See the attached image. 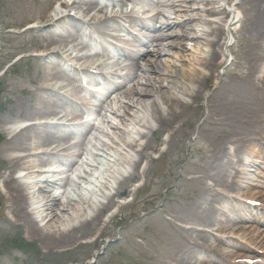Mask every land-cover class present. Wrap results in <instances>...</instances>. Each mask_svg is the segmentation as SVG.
Instances as JSON below:
<instances>
[{"label":"rangeland","instance_id":"1","mask_svg":"<svg viewBox=\"0 0 264 264\" xmlns=\"http://www.w3.org/2000/svg\"><path fill=\"white\" fill-rule=\"evenodd\" d=\"M32 1L26 2L32 5ZM114 1L120 3L125 0ZM150 1L152 11L163 14V17L155 19L158 25L165 22V16L177 23L191 17V24L196 30L181 40L175 39L176 34L183 35L180 25L167 29L169 36L162 41V54H145L138 59L125 56L130 67L124 73L130 68L132 72L141 68L137 78L124 81L122 78L110 77V80L124 84L120 89L112 88L107 81L109 91L100 86L98 92L93 94L88 92L84 84L85 88L80 89L79 97L75 98L76 103L64 107L68 110L69 119L79 116L72 123L81 122L90 127L84 142L71 151L79 155H71V159L76 162L80 157L82 162L88 161L94 158L99 149L104 148L111 155H116L115 159L125 157L132 164L137 162L139 173L126 185L128 192L113 197L114 201L105 208L101 225L94 229L97 234L68 246H46L43 236L32 235L27 222L8 211L5 203L0 200V264H86L107 240L115 241L108 245L95 264H184L189 256H192L189 259L192 264H264V109L249 110L248 114H242L250 123L245 130L242 124L229 117L235 114H216V106L213 107L210 102L223 83L231 80L242 82L236 74L251 76L255 81L264 77V46L263 57L257 62L258 70L253 68L256 66L250 65L245 55L248 43L254 36L246 31L244 25L248 6H240L237 4L239 0H171L168 4L163 3L167 0ZM36 3L41 8H46V15L51 13L57 3H62V8L69 14L75 12L71 9V0H36ZM88 5L89 3H85L82 6ZM23 7L24 4L19 0H0V139L8 137L2 129L6 120L10 123L26 121L25 114L18 116L17 109H21L19 107L25 113L32 111L35 106L44 107V104L37 101L40 92L36 79H41L45 71L44 68H38L31 59L40 50L34 44L47 43L52 38L61 39L55 31L46 32L42 28L25 30L28 24H45L46 15L26 21L20 26H6L8 22H20L24 18ZM94 7L92 4V8ZM80 14L79 23H83L89 36L95 39L86 49L91 54V47L101 49L98 42L105 46L112 33L106 28L104 35H101L93 26L87 25L94 12L91 15ZM59 24H66V19H62ZM219 26L224 31L221 36H216L214 30ZM79 38L77 33L69 39L78 43L81 40ZM218 41L222 45L223 55L215 60L220 64L215 76H212L206 63L212 59L211 43ZM142 42H145L144 38L129 44L128 48L137 49ZM145 48L152 51L158 46L149 43ZM160 48L163 49V46ZM25 49L28 51H24ZM105 50L101 52L104 53ZM67 64L73 65L77 70L72 71V67L67 65L70 71L60 72L59 78L56 77L55 80H70L78 85L75 76L82 79L86 75L81 68L82 63L67 59ZM152 66L155 71L148 70ZM8 67L10 68L5 72ZM204 77H211L209 81L212 82L201 84ZM32 78L35 81H31ZM174 79L176 83L171 84L169 81ZM10 85L22 86L26 91L21 92L13 86V93L5 96ZM158 86L168 91L165 100L157 92ZM141 89L153 90L151 98L137 101V97L131 96L132 92ZM198 93L199 97L196 95ZM173 98L189 107L185 109V114H181L173 122L170 130H165L152 102L157 100L163 115L172 119L173 114H169V110L174 102ZM22 100L23 104L20 106ZM15 104V110L9 114V108ZM143 113L146 117L144 124L136 125L132 120L136 119V114ZM37 120H43V117L39 116L29 123ZM75 126L76 124L67 126L65 132L67 135L70 133L71 143L83 139L81 130ZM257 132H262L261 136L257 137ZM252 136L257 138L253 140ZM2 142L3 140L0 145ZM128 144H133V147H128ZM238 147L245 149V152L240 154ZM247 154H254L258 158L254 168L256 172H250L253 179L245 178L249 183L237 191H240L243 199L259 205L257 208L249 205L254 211L250 215L242 214L243 209L238 210L242 202L225 197L228 193H234L229 191L236 190L234 185L238 182L243 184L242 177H245L247 168L238 159L241 156L244 160ZM217 157H223L222 161L226 165L220 172V178L202 177L201 169L209 168ZM107 163L104 160L97 167L102 170L109 168ZM4 165L0 162V170H4ZM56 168L58 169L57 166ZM83 169L93 173V169L86 164L82 165ZM125 169L130 172L117 177L118 181L133 173V165ZM74 172L75 168L67 175L77 181ZM95 184L98 189L101 181H95ZM113 186L119 189L120 182L113 181ZM1 187L0 183V189ZM35 196L45 199L38 194ZM33 207L28 204V212L32 213ZM238 211L242 213L237 215ZM204 216L212 220L209 226L199 219ZM256 216L259 218H254ZM169 223L177 224L174 226H181V229H175ZM233 223H240L243 227H233ZM202 230L208 231L210 236L201 232ZM101 231L102 235L97 240L96 236ZM193 237L197 242L195 244L189 241ZM228 238L239 247L234 244L222 246L224 244L220 239ZM223 247L230 251L221 253Z\"/></svg>","mask_w":264,"mask_h":264},{"label":"bare ground","instance_id":"2","mask_svg":"<svg viewBox=\"0 0 264 264\" xmlns=\"http://www.w3.org/2000/svg\"><path fill=\"white\" fill-rule=\"evenodd\" d=\"M26 1L27 0H19L21 4H24V18H22L20 22H8L6 26H20L26 21L40 19L46 15V8H41L36 3V0L32 1V5ZM97 1L98 0H72L71 9L76 11V15L79 13H82L83 15H91L94 12L87 25L93 26L101 35H104L105 29L112 24L119 23L120 18L119 16L108 17L107 10L105 11L102 8H98V6L92 8V4ZM169 1L171 0L163 1V3L168 4ZM158 2L161 1L158 0ZM85 3H89V5L83 7L82 5ZM107 3L110 5H122L123 1L117 3L116 1L108 0ZM237 4L240 6H248L245 12L244 25L246 31L254 36L248 43V49L246 50L245 55L247 60H249L250 65L256 66L253 68L258 70L259 66H257V62L263 57L262 52L264 46V0H239ZM214 12H217V10ZM61 13V10L53 8L51 13L46 15L47 22L43 25H39L38 29H33L40 30V28H42V30H45L46 32L55 31L58 32L57 34L61 38L60 40L52 38L48 40L47 43H35L34 47L44 52L38 56L35 55L36 57L34 58L30 57L36 62L38 68H44L45 71V74L41 79H36V82L39 85L38 91L40 92L37 101L44 104V107L35 106L32 111L27 113L22 111V107H19L21 109H17L18 116L25 114L24 117L26 121L20 124L21 126H19L16 131L15 129L9 130V128L6 127V125L10 123L9 120H6L2 129L7 133L8 137L0 139V141L3 140L0 145V162L2 165L5 164L4 170H0V183L2 186L0 189V200L5 203V208L8 211L20 218V220L27 222L32 235H42L44 242H46V246L52 248L77 244V242L97 234L94 229L101 225V217L105 208L114 201L113 197L116 195H124L128 192L126 185L139 173V165L137 162L132 164L125 157L115 159L116 155H111L106 149L102 148L94 155V158H92L93 160H89L90 163L86 164L88 167H91V170L93 169V173H88L83 169L77 175V181H74L69 175H67L70 166H74L75 163V161L70 158L75 152L71 151L78 144L84 142L87 134L90 132V127L81 122L72 123V120L78 119L79 116H73V118L69 119V115L67 114L68 110L64 109V107L66 108V105L76 103L75 98L79 97L80 89L84 88V85L83 81L77 75L75 76V79L78 82V85L70 80H67V83L59 80L52 81L50 77L59 78L60 72L64 70L65 72L70 71L69 68H65L67 59L71 61L77 60L79 63L81 62V68H83L84 73L92 72L90 69V65L92 64V61L90 62L91 54H88L86 49L88 48V45L93 44V38L86 33L87 28L83 26V23L77 21L78 17L71 16L70 14L61 17ZM224 13L228 15L227 12ZM160 16L163 17V14L158 12L150 18L149 20H151V23L143 19L138 21L139 26H141L145 32V34L142 35L145 40V42H143L144 48L134 51L125 47L123 52L126 56L138 59L145 56V54H149L150 56L162 54V52H164V44L162 41L169 36L167 34V29L173 28L174 26L180 25L183 34H176L175 39L182 40L185 36H190L191 31L196 30V27L191 24L193 21L191 17L177 23L172 21L173 19L171 17L165 16V22L158 25L157 22H155V19H157L156 17L160 18ZM62 19H66V24H59ZM223 31L224 28L219 26L214 30V33L216 36H221ZM76 33H78L80 39H83L78 43H75V40L69 39L71 35ZM174 34L170 35L172 36ZM140 37L141 35L136 36V40H142ZM121 40L124 41L125 37L123 36ZM93 41H95V39ZM98 43L99 46H96L100 47L101 50L104 49L103 43ZM149 43L155 46L157 45L158 48L148 51L145 46L149 45ZM83 44L85 46H83ZM127 44L128 42H125V45ZM160 46H163V49H161ZM24 51L28 50L25 49ZM221 55H223V51L220 41L212 42V59L206 63V68L210 70L212 76H215V72L220 64L215 60ZM83 60L84 62H82ZM150 62L152 61L150 60ZM58 67H60L61 70ZM104 67H106V65H104ZM153 68L154 66L148 70L155 71ZM71 70L76 71L77 68L72 65ZM140 70L141 68H136L132 72V69L130 68L121 78L124 81L135 79L139 75ZM236 77L242 79V82L231 80L223 83L218 88L210 102L213 104V107L216 106V114H235L229 115V117H232L233 120L240 125L242 124L246 130V127H248L250 123L242 116V114H248L249 110L264 109V77L262 76L261 80H256L260 82H256L251 76L245 77L236 74ZM210 78L211 77H204L201 84H210L212 82V80L209 81ZM33 80L34 78L31 79V81ZM148 81L150 83V80H147V82ZM169 82L175 84L176 80H170ZM169 82L168 84H170ZM198 82L200 81L198 80ZM92 84L91 85L94 88L98 87L94 85V83ZM123 84V82L113 81L111 82V87L120 89ZM13 86L15 85H10L5 96L13 93V90H15ZM15 87L21 92L26 91V88L22 86ZM158 88L159 90H157V92L159 91L162 94V99L165 100L168 91L162 90L160 86H158ZM152 92L153 90L148 91L147 89H141L132 92L131 96L137 97V101H146L151 98ZM196 95L199 97L200 93ZM172 101L174 102L169 110V114H173L172 119H168L163 115V110L159 108L157 100L154 99L152 102L157 108L158 119L162 128L165 130H170L173 122H175L181 114H185V109L189 107L177 98H173ZM81 103L84 106H87V103L84 100H81ZM22 104L23 100L22 103L20 102V106ZM15 107L16 104L11 106L8 113L11 114L15 110ZM97 109L98 106L95 107V110ZM136 115V119H133L132 121L136 125L144 124V118H146L145 113H143L144 116L142 114ZM39 116L43 117V120H37L32 124L29 123ZM71 124H76L75 128L81 130V136H83L82 140L71 143L72 141L69 137L70 133L68 135L67 133L65 134L68 128L67 126ZM260 133L262 134V132L256 133L257 137L261 136ZM257 137L252 136L251 138L254 140ZM237 141H239V139H237ZM127 146L132 148L133 144H128ZM149 146H152V144H149ZM238 151H240V154H243L245 149L238 147ZM222 159L223 157H217L209 168H202V177H211L212 179L220 178V172L226 167ZM250 159L254 163L258 162V158H255L254 154L250 156ZM104 160L108 162L107 164L109 165V168L103 170L99 169L97 166L104 162ZM241 161L242 158L240 156L238 162ZM55 165L65 166L66 168L65 170H54ZM129 165L131 167L133 165V173L118 181L119 179L117 177L123 176V171H125V168ZM80 167H82V165H80ZM16 169L25 170L24 174L19 175L23 178L24 183L18 181L14 176L13 173ZM251 171H255V169H252ZM91 179L94 180L92 181ZM95 181H101V186L98 189H96L97 184H95ZM113 181H116L117 183L120 182L119 189L116 187L113 188ZM245 183L246 182H244V184ZM234 186L237 187V189L234 190L230 188L231 191L229 192H235L238 194L239 192L237 190L243 186V184L238 182V184ZM35 194L41 195L45 199H39ZM228 194L225 197H228ZM28 204L34 206L32 213L27 210ZM254 218H259V216ZM199 219L203 221L204 224H207L206 226H209V223L212 221L207 216L199 217ZM169 225L175 229H181V226H174L177 224L169 223ZM233 227L242 228L243 226L240 223H235ZM183 229L185 230L186 228ZM197 230L198 229H194V231ZM102 232L103 231H101L100 235L96 236L97 240L102 235ZM201 232L210 236L209 232L206 230H202ZM199 237L201 238V235H199ZM220 240L224 244L222 246H225V244H234L236 246L230 238ZM189 241L192 244L197 243L194 237ZM223 248L224 249H221V253H224L225 250H227V253L230 251L228 248ZM93 257L94 255L92 254L86 264H91ZM191 257L192 256L186 258V261L183 263L192 264L191 260H189Z\"/></svg>","mask_w":264,"mask_h":264},{"label":"water","instance_id":"3","mask_svg":"<svg viewBox=\"0 0 264 264\" xmlns=\"http://www.w3.org/2000/svg\"><path fill=\"white\" fill-rule=\"evenodd\" d=\"M105 248V247H104ZM103 254V250L100 252V254H98V255H102Z\"/></svg>","mask_w":264,"mask_h":264}]
</instances>
